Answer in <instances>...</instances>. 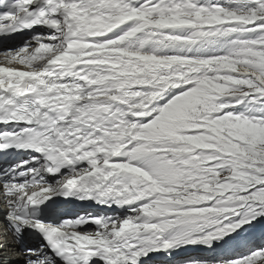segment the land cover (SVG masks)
Returning a JSON list of instances; mask_svg holds the SVG:
<instances>
[{"label":"snow or ice","instance_id":"1","mask_svg":"<svg viewBox=\"0 0 264 264\" xmlns=\"http://www.w3.org/2000/svg\"><path fill=\"white\" fill-rule=\"evenodd\" d=\"M17 34L0 264H264V0H0Z\"/></svg>","mask_w":264,"mask_h":264},{"label":"bare ground","instance_id":"2","mask_svg":"<svg viewBox=\"0 0 264 264\" xmlns=\"http://www.w3.org/2000/svg\"><path fill=\"white\" fill-rule=\"evenodd\" d=\"M58 206H60L61 210H63L64 212L68 213L69 215H75V214L83 215V214H86V213H89V212L90 213L100 212L101 214H105L106 213V214H109V215L113 214V210L102 209V208H100V206L95 205L92 202L75 201V202H72V203L65 204L63 207H61V204L58 205ZM116 212L118 214L119 210H116ZM2 229H3V227H2ZM2 229H0V231H2ZM0 239H3V237L0 236ZM191 253H195L196 255L198 254L197 252H191ZM185 255H189V253H185ZM11 259L12 260H16V259H18V256L13 254V255H11Z\"/></svg>","mask_w":264,"mask_h":264},{"label":"rangeland","instance_id":"3","mask_svg":"<svg viewBox=\"0 0 264 264\" xmlns=\"http://www.w3.org/2000/svg\"><path fill=\"white\" fill-rule=\"evenodd\" d=\"M194 252V251H193ZM189 253V255H196L195 253H191V252H188Z\"/></svg>","mask_w":264,"mask_h":264}]
</instances>
